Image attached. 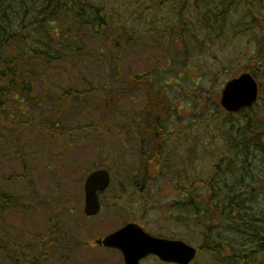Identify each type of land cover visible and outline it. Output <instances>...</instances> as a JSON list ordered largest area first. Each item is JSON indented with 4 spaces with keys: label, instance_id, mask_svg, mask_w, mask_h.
Here are the masks:
<instances>
[{
    "label": "rangeland",
    "instance_id": "374dc122",
    "mask_svg": "<svg viewBox=\"0 0 264 264\" xmlns=\"http://www.w3.org/2000/svg\"><path fill=\"white\" fill-rule=\"evenodd\" d=\"M179 1L165 0L158 7L153 1L131 4L129 0L136 14L140 8L146 11L138 24L133 10H125V0H114L118 9L112 12L114 26H124L129 37L135 29L141 39L137 46L131 41L121 53L112 50L110 43L80 67L75 87L88 94L66 115L64 123L71 130L50 137L25 128L20 137H0V192L17 202L5 209L0 204V264H121L119 253L96 246V239L129 222L154 235L183 239L200 248L203 235L193 221L178 224L163 212L182 198L175 183L154 173L144 174L141 152L151 142L138 126L147 93L135 84L126 86L123 99L108 100L107 92L125 84L117 74H152V82L147 84L153 87V95L161 92L165 96L163 122L167 132L175 131L168 142V156L178 155L173 167L182 172L188 169L190 177L180 185L192 188L196 184L192 165L196 146L203 148L197 173L206 179L217 159L213 151L219 155L218 147L225 143L220 131L224 117L210 114L209 91L221 94L227 81L244 73L248 56L258 49L263 36L258 28L240 37L229 31L212 34L203 30L195 37L196 32L187 29L180 38L173 30L180 17L175 7ZM189 9L184 17L194 20ZM244 20L239 19L240 24ZM258 105L264 110V100ZM224 112L227 118L228 112ZM15 140L21 143V153L14 148ZM176 147L179 150H173ZM188 154L191 164L183 163ZM100 166L112 173V184L101 197L102 211L85 220V181ZM143 175L152 179L147 177L144 192L132 185L134 178ZM202 182L197 185L204 186ZM53 216L59 222L61 238L47 246L55 240L49 224ZM142 264L164 263L149 257ZM192 264H211V257L199 250Z\"/></svg>",
    "mask_w": 264,
    "mask_h": 264
},
{
    "label": "trees",
    "instance_id": "16d2710c",
    "mask_svg": "<svg viewBox=\"0 0 264 264\" xmlns=\"http://www.w3.org/2000/svg\"><path fill=\"white\" fill-rule=\"evenodd\" d=\"M108 1L0 0L1 138L6 134L20 137L25 128L50 137L65 135L71 130L64 123L67 113L88 94L75 87L80 67L88 58L93 59L92 54L100 55L101 48L110 43L118 53L131 41L137 46L141 37L135 29L129 37L124 26H114L112 12L118 9L114 8V0ZM128 1L125 0L124 8L127 12L132 9L135 16L137 11L131 4L153 1L161 7L165 0H130L131 4ZM175 7L179 8L180 17L173 30L180 38L187 29L196 32L195 37L201 30L212 34L229 31L240 37L258 28L263 37L243 70L258 80L259 100H264V82H260L264 80V0H180ZM189 8L195 14L194 20L184 17ZM145 12L140 8L137 23ZM237 15L240 20L245 19L242 24ZM151 75L117 74L125 84L106 94L108 100L117 96L123 99L126 86L132 84L141 85L147 93L138 126L149 134L151 142L150 148L141 152L145 172L174 182L182 197L163 210L165 216L178 224L193 221L200 228L203 241L199 250L210 255L211 264H264V110L259 101L238 113H228L226 118L219 102L220 93L209 91L210 114L224 117L220 131L225 143L218 147L219 155L212 150L217 159L206 179L197 173L203 148L196 146L192 163L196 184L192 188L181 186L183 179L189 181V170L174 168L179 157L168 156V142L175 131H166L163 114L167 100L161 92L152 94L153 87L147 84L152 82ZM13 143L16 152L21 153L19 140ZM176 149L179 147L173 148ZM187 150L192 152L189 147ZM206 150L211 148L206 145ZM184 162L191 164L189 154ZM198 181H203L204 186H198ZM16 203L11 195L0 192L2 208ZM84 218L91 219L86 215ZM49 224L51 238L55 240L47 246L61 238L55 216Z\"/></svg>",
    "mask_w": 264,
    "mask_h": 264
},
{
    "label": "water",
    "instance_id": "95a60500",
    "mask_svg": "<svg viewBox=\"0 0 264 264\" xmlns=\"http://www.w3.org/2000/svg\"><path fill=\"white\" fill-rule=\"evenodd\" d=\"M259 84L250 73H242L226 83L221 94V105L228 112H238L253 106L259 98ZM107 170L92 172L86 180L85 212L89 216L98 214L101 209L98 192L110 184ZM106 247L120 249L125 264H141L149 255H156L164 262L190 264L197 256L198 249L181 239H168L153 236L137 223H128L117 231L98 240Z\"/></svg>",
    "mask_w": 264,
    "mask_h": 264
},
{
    "label": "flooded vegetation",
    "instance_id": "af4514ba",
    "mask_svg": "<svg viewBox=\"0 0 264 264\" xmlns=\"http://www.w3.org/2000/svg\"><path fill=\"white\" fill-rule=\"evenodd\" d=\"M146 133V132H145ZM146 134H148V133H146ZM149 135V134H148ZM146 173V172H145ZM144 173V174H145ZM141 179H139L138 177L137 178H134L135 180H134V182H133V186H135V187H140V189L142 190V192H144V190H145V186L147 185V183H148V179H147V175H143L142 177H140ZM103 193L104 192H100L99 193V199H100V203H101V206H102V201H101V197H102V195H103ZM103 207V206H102ZM96 246H100V247H103L104 249H107L106 251H110V249H112V248H106V247H104V246H102V245H98V244H96ZM84 247H88V245H84ZM112 250H114V251H117L118 253H119V256L118 257H120V263L121 264H123L124 262H125V260H124V256H123V254H122V252L120 251V250H118V249H112Z\"/></svg>",
    "mask_w": 264,
    "mask_h": 264
}]
</instances>
